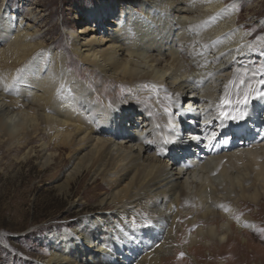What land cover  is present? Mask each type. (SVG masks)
<instances>
[{
  "label": "bare ground",
  "instance_id": "1",
  "mask_svg": "<svg viewBox=\"0 0 264 264\" xmlns=\"http://www.w3.org/2000/svg\"><path fill=\"white\" fill-rule=\"evenodd\" d=\"M125 3L67 30L91 83L48 41L39 6L0 4V165L36 159L62 192L78 180L98 191L97 210L48 230L36 264H159L177 234L224 246L256 229L240 205L264 208V33L252 38L239 0ZM115 85L126 94L108 95ZM225 94L249 96L245 120L217 118Z\"/></svg>",
  "mask_w": 264,
  "mask_h": 264
},
{
  "label": "rangeland",
  "instance_id": "2",
  "mask_svg": "<svg viewBox=\"0 0 264 264\" xmlns=\"http://www.w3.org/2000/svg\"><path fill=\"white\" fill-rule=\"evenodd\" d=\"M239 1L241 2L238 8L241 23L252 34V38H258L264 33V21L257 22L259 19H264V0ZM2 3L23 9L24 13L30 6H39L43 10L42 26L46 30L48 41H53L56 49L64 48L70 57V68L82 74V78L90 83L93 81V76L89 75L86 67L72 54L67 30H74L82 25L87 20L86 15L90 8L97 4H113L118 13L126 4L125 0H0V4ZM252 13L257 15L256 19L251 18ZM192 42L193 45L197 44L196 41ZM178 46L180 47V44ZM182 50L184 49H181V54H186L185 51L182 53ZM259 56L257 58L264 60L263 53ZM254 63L264 68V61ZM231 69L227 68L228 71ZM105 90L108 95L114 97L126 94V88L119 85L111 89L105 87ZM106 99L105 95L97 96V101L103 104ZM141 103V100L135 99L130 106L131 110H133L132 107H139ZM164 107H166V113L171 114L169 106ZM140 110L138 109L137 113L142 112L144 116L147 114ZM145 110H147L146 106ZM151 115L153 112H149L146 118H150ZM153 117L156 118V115ZM162 122L161 120L157 123ZM261 125L264 126V122ZM166 159L169 160V158ZM51 174L52 171L43 170L36 159L25 162L22 167H19L16 160L12 158L0 165V264H36L35 260L46 258L44 253L47 250L46 236L53 225L60 224L64 220H74L81 213L92 212L99 208V203L94 198L98 191L92 189L90 181L82 183L78 180L72 184L71 192L66 193L57 187L55 178H52ZM81 195L88 198L83 200L85 203L82 204L81 210H70L72 202L78 200ZM263 209L240 205L241 211L238 217H252L256 229L245 228L251 234L243 233L239 235L238 240L225 243L226 246L219 244L202 248L201 243L191 245L187 234H177L173 248L169 253L161 256L159 264H264V242L261 241V239L264 240ZM179 221L181 225H185L184 219ZM194 230V227L188 228V232ZM245 238L249 239V245H244ZM113 242L115 243L114 240ZM176 250L180 252L177 254ZM233 252L239 253L240 256H233Z\"/></svg>",
  "mask_w": 264,
  "mask_h": 264
},
{
  "label": "snow or ice",
  "instance_id": "3",
  "mask_svg": "<svg viewBox=\"0 0 264 264\" xmlns=\"http://www.w3.org/2000/svg\"><path fill=\"white\" fill-rule=\"evenodd\" d=\"M225 93H227V89H225ZM257 95L260 97H264V92H260ZM250 103L251 100L247 94H245L243 98L237 97L235 100H232L227 96V94H225L216 104V108L219 110V115L217 118L220 119L222 123L228 120L234 122L245 120L248 115L245 109ZM213 136H215V133H213ZM194 139L198 138L194 137Z\"/></svg>",
  "mask_w": 264,
  "mask_h": 264
}]
</instances>
